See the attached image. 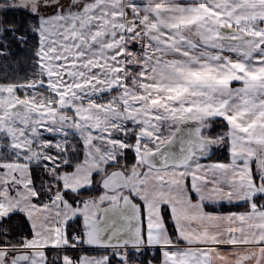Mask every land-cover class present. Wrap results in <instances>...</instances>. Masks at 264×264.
<instances>
[{
  "label": "snow or ice",
  "instance_id": "snow-or-ice-1",
  "mask_svg": "<svg viewBox=\"0 0 264 264\" xmlns=\"http://www.w3.org/2000/svg\"><path fill=\"white\" fill-rule=\"evenodd\" d=\"M9 39L0 264H264V0H2Z\"/></svg>",
  "mask_w": 264,
  "mask_h": 264
},
{
  "label": "trees",
  "instance_id": "trees-1",
  "mask_svg": "<svg viewBox=\"0 0 264 264\" xmlns=\"http://www.w3.org/2000/svg\"><path fill=\"white\" fill-rule=\"evenodd\" d=\"M2 1V0H0ZM14 19L13 13L9 12L7 14V20L11 22ZM9 44L10 47L4 49V51L7 52V55L5 56H0V82H6V81H11V80H17L22 78L26 73L31 71V43L30 42L29 46L27 48H22L18 44L12 42L9 39ZM226 153L222 151L221 155L217 157L216 155H213L211 157L212 160H217V161H225L226 159ZM239 209L240 207H233ZM231 209V208H228ZM86 252L85 251H80L76 252V256L80 258L83 256ZM51 255V253H49ZM157 253V257H158ZM152 257L146 255L142 257V260H148L151 259ZM133 262L140 264V261L138 260H133Z\"/></svg>",
  "mask_w": 264,
  "mask_h": 264
},
{
  "label": "crops",
  "instance_id": "crops-1",
  "mask_svg": "<svg viewBox=\"0 0 264 264\" xmlns=\"http://www.w3.org/2000/svg\"><path fill=\"white\" fill-rule=\"evenodd\" d=\"M224 153H226L225 154L226 155V159H225V161H222V162H226L228 160L227 152L224 151ZM217 157H219V155ZM213 161H217V160H213ZM233 207H240V208L237 209V208H233ZM228 208H231V209H228ZM207 210L208 211H213L214 210L216 213H219V214H227L229 212H242L245 209H244V206H237L235 203L229 204L227 202H222V203H218V204H215V205H210Z\"/></svg>",
  "mask_w": 264,
  "mask_h": 264
},
{
  "label": "rangeland",
  "instance_id": "rangeland-1",
  "mask_svg": "<svg viewBox=\"0 0 264 264\" xmlns=\"http://www.w3.org/2000/svg\"><path fill=\"white\" fill-rule=\"evenodd\" d=\"M0 2H2V1H0ZM214 155H216V156L220 155V150H215V154ZM82 249L81 248L68 249L67 252H66V254H68V255H70V256H72L74 258H77V259H78V257L76 256L77 255L76 252H80V251H85L86 252L83 256H90V257H99L101 255L106 254V252H101V253H88V251H86L85 249H83V250ZM146 255L152 257V253L151 252H146L144 254V256H146Z\"/></svg>",
  "mask_w": 264,
  "mask_h": 264
},
{
  "label": "water",
  "instance_id": "water-1",
  "mask_svg": "<svg viewBox=\"0 0 264 264\" xmlns=\"http://www.w3.org/2000/svg\"><path fill=\"white\" fill-rule=\"evenodd\" d=\"M88 249L94 250V251H106L104 249H99V248H95V247H89V246H85Z\"/></svg>",
  "mask_w": 264,
  "mask_h": 264
}]
</instances>
